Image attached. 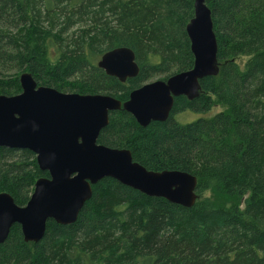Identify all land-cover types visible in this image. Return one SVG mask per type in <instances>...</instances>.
<instances>
[{
    "label": "trees",
    "instance_id": "obj_1",
    "mask_svg": "<svg viewBox=\"0 0 264 264\" xmlns=\"http://www.w3.org/2000/svg\"><path fill=\"white\" fill-rule=\"evenodd\" d=\"M193 1L0 0V94L20 92L28 72L37 85L125 101L152 77L192 67L185 25ZM205 1L218 73L199 80L198 97H174L165 121L142 127L124 110L110 112L97 139L129 149L148 170L195 175V203L183 207L103 177L75 222L48 220L37 242L13 225L0 264H264V0ZM118 46L130 47L139 66L123 83L97 66ZM214 101L226 110L189 123L174 118L209 111ZM42 176L32 152L0 146V192L15 203L24 205Z\"/></svg>",
    "mask_w": 264,
    "mask_h": 264
},
{
    "label": "water",
    "instance_id": "obj_2",
    "mask_svg": "<svg viewBox=\"0 0 264 264\" xmlns=\"http://www.w3.org/2000/svg\"><path fill=\"white\" fill-rule=\"evenodd\" d=\"M185 32L192 67L164 80L143 83L132 89L125 101L107 94L62 92L37 85L28 72L19 76L20 92L0 94V146L29 150L39 170L48 173L36 179L24 205L0 192V243L15 224L24 241L37 242L48 220L75 222L91 195L92 184L103 177L183 207L195 203V175L177 169L148 170L133 160L129 149L97 142L110 112L124 110L142 127L151 121H165L174 97H198L199 80L218 73L217 42L205 0L193 1V16ZM97 66L122 83L139 72L135 53L128 46L105 51Z\"/></svg>",
    "mask_w": 264,
    "mask_h": 264
},
{
    "label": "rangeland",
    "instance_id": "obj_3",
    "mask_svg": "<svg viewBox=\"0 0 264 264\" xmlns=\"http://www.w3.org/2000/svg\"><path fill=\"white\" fill-rule=\"evenodd\" d=\"M99 59H100V57H98V60ZM245 60H246V57H241V58L237 59V61L238 62L241 61V63H243ZM162 79H164L163 76H156V77H152L150 79V81L162 80ZM67 80H69V79H67ZM75 82L77 84H80L79 80H77ZM225 110H226V108L224 106H222L218 102L214 101V105L211 107V109L209 111L193 112V111H190V110H185V111H182V112L175 113L174 114V118L180 123H189V122H193V121L197 120L198 118L210 117V116H213V115H215V114H217L219 112H223ZM202 196L203 197L211 196L210 195V191H206L205 193H202ZM226 205H229V204L226 203Z\"/></svg>",
    "mask_w": 264,
    "mask_h": 264
},
{
    "label": "flooded vegetation",
    "instance_id": "obj_4",
    "mask_svg": "<svg viewBox=\"0 0 264 264\" xmlns=\"http://www.w3.org/2000/svg\"><path fill=\"white\" fill-rule=\"evenodd\" d=\"M130 93V92H129ZM129 95V94H128ZM112 96V95H111ZM114 97V96H113ZM120 100V99H119ZM110 114V113H109ZM42 177H44V176H42ZM95 184V183H94ZM93 185V184H92Z\"/></svg>",
    "mask_w": 264,
    "mask_h": 264
}]
</instances>
